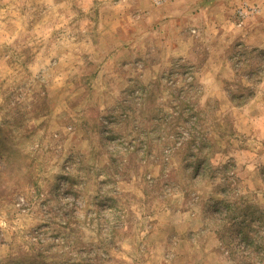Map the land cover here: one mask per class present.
<instances>
[{
  "label": "clouds",
  "instance_id": "9594fccd",
  "mask_svg": "<svg viewBox=\"0 0 264 264\" xmlns=\"http://www.w3.org/2000/svg\"><path fill=\"white\" fill-rule=\"evenodd\" d=\"M0 5V264H264V0Z\"/></svg>",
  "mask_w": 264,
  "mask_h": 264
},
{
  "label": "rangeland",
  "instance_id": "374dc122",
  "mask_svg": "<svg viewBox=\"0 0 264 264\" xmlns=\"http://www.w3.org/2000/svg\"><path fill=\"white\" fill-rule=\"evenodd\" d=\"M14 4V0H13ZM10 6L9 5H0V8L7 10ZM13 11H15V8H13ZM22 14V13H21ZM9 15H12V12H9ZM127 34V30H124ZM129 44L128 40L125 39H117L115 41L116 47H127ZM98 74V73H97ZM42 107L38 109L36 113L32 114V119L37 120L40 122V124H43L45 120H47L50 116L53 109L51 98H49L48 102L45 104L43 101H41ZM79 107V106H78ZM82 123H85L89 126L92 125L93 121L91 119L82 121ZM38 131H44L45 129L43 127H40L39 124L36 125ZM47 127H51V121L49 120V123ZM84 132V129L81 130ZM32 166L34 169L39 170L41 167L39 158L32 161ZM155 167H159V165H155ZM197 171L200 172L201 165H196ZM62 171H64L62 169ZM57 178L62 179L64 181L69 182L70 186L72 187H79L74 182L70 181L69 177L67 175H61L57 177V174H53L52 180L55 181ZM135 172L128 178L126 183H132L133 179H135ZM143 179V177H141ZM239 179V178H237ZM40 184V180L36 181V185L38 186ZM56 188L59 186L56 185ZM73 195H79L78 193H71ZM145 196H147V193L145 192ZM229 196V189L224 188L219 190L215 196L212 197V199H216L217 203L213 206V215L214 219L213 222L218 224V227H222L224 230H230V228L236 229V231L241 236H246L250 231H254L255 227L258 225H264V213H257V207L258 205L251 203L250 201H239V202H232L229 203L225 199ZM135 198V197H133ZM154 203V201H153ZM205 205V209H206ZM204 219L209 218V213L202 209ZM243 216V219L241 217ZM135 219L134 215L128 217L129 224L132 223V221ZM176 223L177 224H183L184 220L182 217L177 214L176 215ZM189 231H194L192 229H189ZM47 259V257H44L43 254H38L35 259V264H43V261ZM147 264V262H146Z\"/></svg>",
  "mask_w": 264,
  "mask_h": 264
}]
</instances>
